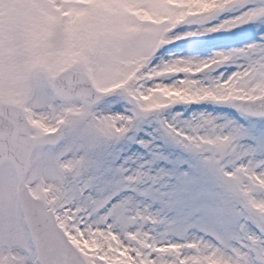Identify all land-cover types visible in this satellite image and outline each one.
<instances>
[{
	"label": "snow or ice",
	"instance_id": "snow-or-ice-1",
	"mask_svg": "<svg viewBox=\"0 0 264 264\" xmlns=\"http://www.w3.org/2000/svg\"><path fill=\"white\" fill-rule=\"evenodd\" d=\"M259 29L264 0H0V264H264Z\"/></svg>",
	"mask_w": 264,
	"mask_h": 264
},
{
	"label": "rangeland",
	"instance_id": "rangeland-1",
	"mask_svg": "<svg viewBox=\"0 0 264 264\" xmlns=\"http://www.w3.org/2000/svg\"><path fill=\"white\" fill-rule=\"evenodd\" d=\"M191 1H194L198 3L199 6H202L205 8L208 7L210 3L215 2V0H172L173 3L179 4V5H188L185 3H188ZM259 30L264 31V29H259ZM257 31L258 29L256 25H253V24L244 25L241 28L234 29L232 34H224L220 36L219 40L223 46L225 44L233 45L234 43L240 42L246 38H249V37L252 38L253 34ZM167 94H171V93H167ZM177 95L179 94L177 93Z\"/></svg>",
	"mask_w": 264,
	"mask_h": 264
},
{
	"label": "bare ground",
	"instance_id": "bare-ground-1",
	"mask_svg": "<svg viewBox=\"0 0 264 264\" xmlns=\"http://www.w3.org/2000/svg\"><path fill=\"white\" fill-rule=\"evenodd\" d=\"M185 4H188L187 6H189V7L199 6V4L194 2V1H191V2H188V3H185ZM252 42H253L252 38L249 37V38H246V39H244V40H242L240 42L234 43L233 45L232 44H225L224 46L225 47H243V45L245 43H252Z\"/></svg>",
	"mask_w": 264,
	"mask_h": 264
}]
</instances>
